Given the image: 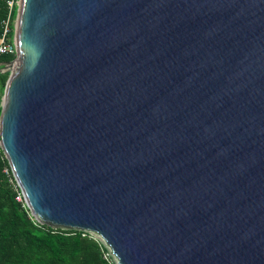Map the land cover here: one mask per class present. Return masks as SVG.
Returning a JSON list of instances; mask_svg holds the SVG:
<instances>
[{
    "label": "water",
    "instance_id": "95a60500",
    "mask_svg": "<svg viewBox=\"0 0 264 264\" xmlns=\"http://www.w3.org/2000/svg\"><path fill=\"white\" fill-rule=\"evenodd\" d=\"M0 140L24 200L116 264H264V0H19Z\"/></svg>",
    "mask_w": 264,
    "mask_h": 264
},
{
    "label": "trees",
    "instance_id": "16d2710c",
    "mask_svg": "<svg viewBox=\"0 0 264 264\" xmlns=\"http://www.w3.org/2000/svg\"><path fill=\"white\" fill-rule=\"evenodd\" d=\"M11 13L10 40L15 35L17 2L0 0V39ZM16 55L0 56V64ZM1 68V65H0ZM9 74H0V117ZM21 197L22 200L18 198ZM0 264H116L109 249L95 235L82 231L55 230L31 214L10 163L0 151Z\"/></svg>",
    "mask_w": 264,
    "mask_h": 264
},
{
    "label": "built area",
    "instance_id": "2783aa9c",
    "mask_svg": "<svg viewBox=\"0 0 264 264\" xmlns=\"http://www.w3.org/2000/svg\"><path fill=\"white\" fill-rule=\"evenodd\" d=\"M9 6H10V15L9 18L4 21V33L2 38L0 39V56L16 55L17 52L15 38L11 40L9 38L11 33V13L15 6V1H10ZM17 6H18V2H17ZM1 150H2V145L0 140V151ZM18 199L22 200L21 197H19Z\"/></svg>",
    "mask_w": 264,
    "mask_h": 264
},
{
    "label": "bare ground",
    "instance_id": "6f19581e",
    "mask_svg": "<svg viewBox=\"0 0 264 264\" xmlns=\"http://www.w3.org/2000/svg\"><path fill=\"white\" fill-rule=\"evenodd\" d=\"M14 38H15V35H14Z\"/></svg>",
    "mask_w": 264,
    "mask_h": 264
},
{
    "label": "rangeland",
    "instance_id": "374dc122",
    "mask_svg": "<svg viewBox=\"0 0 264 264\" xmlns=\"http://www.w3.org/2000/svg\"><path fill=\"white\" fill-rule=\"evenodd\" d=\"M115 262V261H114Z\"/></svg>",
    "mask_w": 264,
    "mask_h": 264
}]
</instances>
